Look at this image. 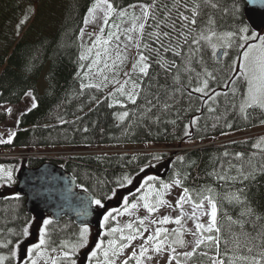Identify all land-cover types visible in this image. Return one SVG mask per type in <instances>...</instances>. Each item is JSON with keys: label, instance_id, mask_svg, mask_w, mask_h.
I'll use <instances>...</instances> for the list:
<instances>
[{"label": "trees", "instance_id": "16d2710c", "mask_svg": "<svg viewBox=\"0 0 264 264\" xmlns=\"http://www.w3.org/2000/svg\"><path fill=\"white\" fill-rule=\"evenodd\" d=\"M112 2L117 8H127L130 4L136 3H155V14L161 19L167 14V10L164 9V5L167 4L175 16L174 0H112ZM93 3L94 0H0V105H19L29 93L32 98L35 97L37 105L19 117L18 130L12 143L5 148L18 149L22 153L32 151L56 153L51 157H27L7 161L1 166L11 168L15 179L22 168L36 169L45 162H50L65 170L76 181L79 190L87 188V193L92 198H100L103 203L129 193V184L120 186L125 175L131 176L133 181L141 179L147 181L149 173H154L157 178L155 182H143L144 187L152 186L154 190L139 191L145 195L150 192L153 194L155 192L156 195L162 190V182L172 184L176 180H180L183 187L192 190L193 196L196 189L205 185L224 192L235 191L249 184L248 191L254 194L252 200L254 206L264 212V174H258L254 181H246L244 184L218 183L213 176L208 175L214 167L220 171L222 163L227 169L225 161L232 159L235 153H243L245 156L256 153L257 157L264 155L252 147L259 139L258 136L210 145L193 151L165 152L160 155L162 160L167 159L162 175L150 171L154 163L159 162L153 159L154 155H100L93 152L76 154L98 151L102 147L141 149L163 146L169 149L176 146L180 149L190 142L207 144L231 134L257 130L262 125L261 118H264L259 110H256L254 115L252 110H249L252 117L249 120L242 119L230 108L226 112L221 97V103L216 107V111L209 112L206 106L202 107L197 103L187 112H182L180 118H177L175 112H170L156 122L154 116L149 119L137 107L143 104L142 100L133 105L119 93L110 96L109 93L114 90L106 93L104 90L107 86L81 90L82 82L89 83V76L87 78L83 76L88 69L85 66L81 70V65H87L90 61H79L82 49L78 37L80 29L84 27V17ZM219 3L221 10L216 13L218 31L226 32L240 25L248 26L244 17L246 7L244 0H238L239 15L235 21L230 14L233 0H219ZM26 16V22L21 25L20 21ZM148 24L154 26L151 20ZM152 30L146 26L144 40L154 48L156 45L148 37ZM145 54L151 53L146 51ZM233 58L235 50H230L229 57L222 59V64L229 63ZM153 69L159 70L155 65ZM41 79L44 88L39 92L38 82ZM101 97L103 100H100ZM121 103L126 107H121ZM183 107L187 108V104L185 103ZM195 108L200 110L196 111ZM124 111H128L129 116L120 120L119 116ZM193 118H197L195 125H191ZM173 120L176 121L175 124L171 123ZM228 123L232 124L231 128L226 126ZM185 125H189L188 136L184 135ZM224 152L229 153L228 158L223 157ZM178 157L184 159L181 161ZM233 163L236 161L233 160ZM229 175H235V172ZM15 185L16 182L10 184L14 190ZM183 187L180 188L183 190ZM113 190L116 195L108 199ZM137 190L138 188L132 191L133 194L136 195ZM13 194L0 197V242L7 239L15 240L13 232L18 234L25 225L30 227L35 223L33 217L26 211L25 199L22 197L14 199L17 195L15 191ZM130 197L132 198L128 200L134 199L133 195ZM223 211H228L235 217L239 209L222 203L221 213ZM112 213L115 218L117 212ZM115 226L114 219H110L102 227V239L99 237V242L107 239L109 235L106 233ZM78 231L79 228L66 219H61L58 223L52 222L48 226L51 246L57 247L65 240H75ZM2 251L3 249H0V253ZM198 251L208 249L202 247ZM209 255L212 253L209 252ZM180 260L185 264L184 258ZM190 263L207 264V259L198 254ZM129 264L136 263L132 261Z\"/></svg>", "mask_w": 264, "mask_h": 264}, {"label": "snow or ice", "instance_id": "6c2138e0", "mask_svg": "<svg viewBox=\"0 0 264 264\" xmlns=\"http://www.w3.org/2000/svg\"><path fill=\"white\" fill-rule=\"evenodd\" d=\"M249 2L255 3V0H249ZM261 4L264 5V0H261ZM128 8L133 9L131 14L127 8L114 6L112 0H94L83 21L85 26L95 23L98 19L97 13H102V17H99L102 20L100 32L96 35L91 47H86L83 43L80 45L82 51L79 61H88L93 49L98 45L104 46V55L112 59L107 46L113 39L118 42L112 64L109 65L107 60L104 62V68L113 73L111 83L118 85L114 92L109 93L110 96L119 93L133 105H137V101L142 100L143 104L137 107L149 119L154 116L156 122L160 121L161 116L170 112H175L177 118H180L182 112H187L197 103L202 107L206 106L209 112L216 111V107H219L221 103V97H223L225 111L227 112L230 108L244 120L252 118L249 110H252L253 115L256 110H259L264 116V32L249 31L246 25L237 26L234 30L226 32L218 31L216 13L221 10L219 0H174L175 16L172 14V8L165 4L164 9L167 10V14L162 19L155 14V3L130 4ZM136 8L140 10L139 16L135 15ZM230 14L235 21L239 15L238 0H233ZM129 15L132 23L129 28L123 29L127 43L121 50L120 25L110 23V21L115 16L123 22L124 18ZM26 19L27 16L20 21V24H24ZM149 20L154 22V26L148 24ZM146 26L153 29L148 33V37L156 45L154 48L152 44L144 40ZM109 27L115 31H108L107 38L104 39L105 28ZM17 34H19V25ZM84 34V28H81L78 39L83 41ZM129 44L137 49V54L130 70L123 72L126 79L121 81L118 78L119 69L128 59L123 52L128 49ZM230 50H235V58L229 63L222 64V59L229 57ZM146 51L151 54L146 55ZM100 62L101 52L97 50L95 59L87 65H81V70L85 66L88 69L83 73L84 78H87L92 73L93 67L99 65ZM153 65L159 70H154ZM98 73L103 78L102 82L87 84L82 82L81 90L107 86L104 82L109 81V77L104 75L103 69H98ZM77 75L79 76L80 73ZM161 76H163V83H161ZM217 89L224 90L218 91ZM185 103L187 108L183 107ZM36 106L35 97H33L32 107ZM121 107H126V105L121 103ZM195 110L200 109L195 108ZM8 111L11 112L10 109ZM128 116L129 112L124 111L119 119L124 120ZM175 122V120L171 121L173 124ZM196 123L197 118H193L191 125ZM260 123L264 124V118H261ZM226 126L231 128L232 124L228 123ZM188 128L189 125H185V136L190 135ZM14 135L15 133H12L7 140H0V144H11ZM252 147L264 153V137H260ZM223 157L228 158L229 153L224 152ZM153 159L159 161L162 157L154 155ZM178 159L182 161L184 158L178 157ZM233 160L236 163H233ZM225 162L228 165L227 169L222 163L220 171L214 167L208 173L218 183L244 184L246 181H254L258 174H264V155L257 157L256 153L248 156L235 153L232 159ZM231 172H235V175H229ZM147 179L155 180V177L150 176ZM0 180L11 183L13 181L12 169L0 166ZM132 183L133 178L125 175L120 186ZM175 184L183 187L180 180H176ZM162 187L169 189L171 186L162 182ZM249 187V184H245L244 187L237 188L235 191L220 192L212 186L205 185L195 190V196L192 190L183 187L182 194L174 206V210L179 209L180 214L175 218L165 215L159 221H150L151 224L181 225V228L172 230L175 238L166 244L169 230L156 228L154 233L148 235L144 243L140 245L139 253L133 250L120 264H129V260H134L136 264H143L145 258L148 261L153 259L151 255H148L150 251L159 255L167 249H171L172 254L168 256L166 264H173V261L175 264H181L180 256H183L185 261H191L198 254L207 259V264H264V212L254 206L252 202L254 194L248 191ZM83 191L87 192L88 189L83 188ZM115 195L116 192L113 190L111 196L107 198L111 199ZM14 199L18 200L19 195ZM138 199L143 201V208L149 215L159 211L161 206L168 205V201L162 198V194H158L154 204L150 202L147 195H142ZM91 203L99 209L105 208L100 198L91 199ZM222 203L238 208L237 215L233 217L228 211L221 213ZM124 204V212H128L129 208H138L137 203L129 205L127 199L124 200ZM185 204L191 205L190 215L184 211ZM115 211L119 213V210ZM81 215H86V212ZM186 215L194 222L195 231L190 234L195 239L190 251L178 253L177 246L180 248L189 246L188 242L183 239L182 220ZM202 217L208 218L206 223L201 222ZM110 219H114L112 211H108L103 216L101 226L106 225ZM51 223V219L43 220L39 228L38 242L25 249L26 259L20 256V249L23 240L30 236L28 225H25L18 234L12 233L16 237L15 240L7 239L0 242V249H7L6 253H0V264H40L41 261L43 264H77L74 257L89 244L88 225L80 226L75 240L61 241L57 247H52L48 232V226ZM138 223L139 227L135 229L131 223L126 225L129 230L127 235L124 234L123 228H111L106 234L112 235L119 232L121 233L120 239L126 243L117 247V242L110 240L108 248L104 247L103 242L96 243L88 254L89 264H116V258L137 238L136 234L140 233V229L143 228L145 232L148 230L144 219H140ZM202 247L207 248L208 251H198ZM49 251L58 254L53 257L49 255ZM209 252L212 255H209Z\"/></svg>", "mask_w": 264, "mask_h": 264}, {"label": "rangeland", "instance_id": "374dc122", "mask_svg": "<svg viewBox=\"0 0 264 264\" xmlns=\"http://www.w3.org/2000/svg\"><path fill=\"white\" fill-rule=\"evenodd\" d=\"M136 4H141V3H136ZM128 12L131 14L133 12V9L128 8ZM135 15L139 16L140 15V10L139 8L135 9ZM98 19L95 21V23H89L87 26L84 25V37H83V41L80 40L81 44L83 43V45H85L86 47H91L93 44V41L96 38V35L99 34L100 32V27H101V23L102 20L99 17H102V13L98 12L97 13ZM112 22L119 24L120 28H121V36H120V41H119V45H120V49L123 50L124 49V44L127 43V41L125 40V36L123 34V29L129 28L132 21L130 18V15L128 17H125L123 22L113 16L112 18ZM247 24V23H246ZM108 31H115V29L113 28H105L104 31V36L103 38L106 39L107 38V33ZM131 34V33H130ZM134 35V34H131ZM117 41H115V39H113V41L111 42L110 45H108V49H109V55L112 57V59H115V55H116V45H117ZM103 47L102 45H98L97 47H95L93 49V53L90 56V59L88 61L91 62L92 59H95V53L97 50H99L101 52V62L99 65L94 66L92 69V73H90L89 75V82L91 83H101L102 82V76L98 73V69H103L104 71V75H107L109 77V81L104 82L107 87L104 90L106 93H109L111 90L115 91V88L118 87V85H114L111 83V79H112V71L109 69H105L104 68V62L105 60H107V63L109 65L112 64V59H109L108 57H106L103 53ZM124 55L127 56V61L125 62V64L120 67L119 71H120V76L118 77L121 81H123L124 79H126V77L123 76V72L124 71H129L131 68V65L134 61V58L136 57L137 54V49L132 46L131 44H129V47L127 50H124L123 52ZM89 62V63H90ZM44 88V83L43 80H39L38 82V89L39 92H42ZM120 95V94H119ZM125 98V97H124ZM100 100H103V97H101ZM32 104H33V98L31 95H26L22 102L19 105H0V140H7L9 138V136L12 133H16L18 128H17V121L19 119V117L21 115H23L25 112H28L30 110H32ZM11 110V112L9 113L8 110ZM263 117V116H262ZM259 129L257 130H252V131H243L240 133H235V134H231L227 137H224L222 139H218L217 141H213L212 143H207V144H200V143H194V142H190V143H186L184 146H182V148L178 149L176 146L166 149L163 146H160L158 148L149 146V147H143V148H134V149H127V148H118V147H102L99 148L98 151H91V152H82V153H76V154H100V155H161L163 153H172V152H184V151H193L196 149H201L210 145H219V144H223V143H230L232 141H237V140H244L248 137H255L258 136L260 137H264V124H262L261 126L258 127ZM14 137V136H13ZM12 137V139H13ZM8 143H2L0 144V147H4L7 146ZM4 148H0V155L2 154H7L9 156V151L8 149H4ZM11 155L16 156V157H20V158H27V156H54L55 153L49 152V151H41V152H24L22 153L20 150H11ZM166 162L167 159L165 158L164 160L160 159L158 163H154V165L152 166V168L150 169V171H154L156 173H159L160 175H162L165 171V167H166ZM155 177V180H157L156 176L154 173H149L148 177ZM146 179H141V181H133L132 184L129 185L128 190L129 193H125V195H122L119 198H115L112 200L113 204H115V206L112 207V210H119V213L117 211V214L114 218L115 221V227H119V228H123L124 229V234L127 235L129 233V230L127 229L126 225L131 223L133 225V228L135 229L136 226H139V220L140 219H144L145 220V227H147V231L145 232L143 230V228L140 229V233L136 234L137 238L135 240H133L130 244L129 247L124 249V252L116 258V264H120V262L127 258L131 252L133 250H135L137 252V254L139 253L140 250V245L144 243V241L147 239L148 235H151L154 233L156 228H165L169 230V235H168V239L166 241L167 243H170L172 239L175 238L174 234H172V230L173 229H177V228H181V225H176L174 223H170V224H164L161 225L159 223L156 224H151L150 221L151 220H156L159 221V219H161L163 216L168 215L171 216L172 218L177 217L180 214V210L179 209H175L174 210V206L176 204L177 199L179 198V196L182 194V189L180 187H178L175 183L169 184L171 187L169 189H164L162 187V190L158 193L155 192L153 193H148L147 196L149 197L150 202H152L153 204L156 202L157 198H158V194H162V198L166 201H168V205H172L173 207H169L168 205H163L160 207L159 211L152 213L151 215H149V213L143 208V201H140L138 198L142 195H145L144 193H139V191H153L154 188L152 186H147L144 187L143 186V182H145ZM155 180H147V182H155ZM16 179H13V181L11 183L6 182L4 180H0V197H8L11 195H14L13 192L15 191L14 188L11 185L15 184ZM16 186V185H15ZM136 188H138L136 195L133 194L132 191H136ZM145 188V189H144ZM127 191V190H126ZM129 194V195H127ZM132 195L134 196L133 200H128L131 199ZM130 197V198H129ZM120 201L121 205L116 206L117 202ZM127 199L128 204L131 205L132 203H137L138 204V208L136 209H131L129 208L128 212H124V208H125V204H124V200ZM184 211L187 214H191L192 208L190 204H185L184 205ZM48 219V218H45ZM208 220L207 217H202L201 218V222L202 223H206ZM182 225H183V231H184V236L183 239L185 241L188 242V247L187 248H180L177 246V252L178 253H182L183 251H190L191 250V245L195 239V237L193 235H191L190 233L192 231H195V226H194V222L192 219L188 218V215H186L184 217V219L182 220ZM42 226V222L38 223L35 221V223L31 224V226L29 227V232H30V236L26 239L23 240V245L21 246L20 249V256L23 259H26V256L24 255L25 253V249L27 247H30L32 244L37 243L38 242V236H39V228ZM109 232V230H108ZM103 233V232H102ZM118 234V236L116 235ZM121 233L117 232L115 234L109 235V240H105L103 242V245L105 248L109 247V241L110 240H115L116 246L119 247L120 244L126 243V241H122L120 239ZM96 237V233L95 231H92L91 229H89V244L86 248H83L79 251V253L77 254L76 257H74L77 260V264H89L88 259L84 256H88L91 247V240H94ZM101 238V236H100ZM102 239V238H101ZM163 239V237H162ZM100 239L97 240V243L99 242ZM101 242V241H100ZM7 249H3L2 253H6ZM58 253L57 252H50L49 251V255L55 257ZM171 249H167L166 252L161 253L159 255H157L155 252L150 251L148 253V255H151L153 257V259L151 261H148L146 258L143 261V264H166V260L168 258L169 255H171ZM180 259H183V256L179 257ZM102 259V256H101ZM132 261L134 260H129V263H132ZM135 262V261H134ZM136 263V262H135ZM40 264H43V261L40 262ZM173 264H175V262L173 261ZM181 264H183L181 262ZM185 264H193L190 263V261H185Z\"/></svg>", "mask_w": 264, "mask_h": 264}, {"label": "water", "instance_id": "95a60500", "mask_svg": "<svg viewBox=\"0 0 264 264\" xmlns=\"http://www.w3.org/2000/svg\"><path fill=\"white\" fill-rule=\"evenodd\" d=\"M245 21L251 31L264 32V5L261 0H244ZM15 194L25 199L26 211L37 222L50 216L54 222L66 218L78 227L87 224L99 229L103 212L91 203V196L79 190L76 181L62 168L45 163L36 169L22 168L16 176ZM86 215H81L85 213Z\"/></svg>", "mask_w": 264, "mask_h": 264}, {"label": "flooded vegetation", "instance_id": "af4514ba", "mask_svg": "<svg viewBox=\"0 0 264 264\" xmlns=\"http://www.w3.org/2000/svg\"><path fill=\"white\" fill-rule=\"evenodd\" d=\"M112 200L111 201H109V202H107L106 203V207L108 208L110 205H112ZM118 205H121V203H120V201H118ZM109 209L110 208H108L107 210H106V212H105V214H107V212L109 211ZM104 214V215H105ZM93 231V230H92ZM101 233V232H100ZM98 238L99 237H95V240H92V244H90V247H91V249H93L94 247H95V244L97 243V240H98ZM99 243V242H98ZM86 258L88 257V256H86V255H84ZM88 259V258H87Z\"/></svg>", "mask_w": 264, "mask_h": 264}, {"label": "built area", "instance_id": "2783aa9c", "mask_svg": "<svg viewBox=\"0 0 264 264\" xmlns=\"http://www.w3.org/2000/svg\"><path fill=\"white\" fill-rule=\"evenodd\" d=\"M10 156V155H9ZM3 157H8V155L7 154H2V155H0V158H3Z\"/></svg>", "mask_w": 264, "mask_h": 264}]
</instances>
